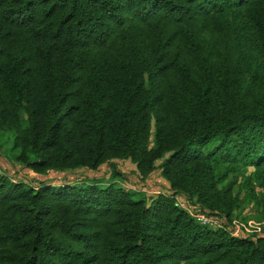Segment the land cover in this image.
<instances>
[{
	"label": "trees",
	"instance_id": "trees-1",
	"mask_svg": "<svg viewBox=\"0 0 264 264\" xmlns=\"http://www.w3.org/2000/svg\"><path fill=\"white\" fill-rule=\"evenodd\" d=\"M7 132L0 264H264V226L229 229L264 217V0H0ZM118 160L158 170L169 193L36 183L14 166Z\"/></svg>",
	"mask_w": 264,
	"mask_h": 264
},
{
	"label": "rangeland",
	"instance_id": "rangeland-1",
	"mask_svg": "<svg viewBox=\"0 0 264 264\" xmlns=\"http://www.w3.org/2000/svg\"><path fill=\"white\" fill-rule=\"evenodd\" d=\"M12 139L13 134L11 132L4 133L0 135V159L6 157L8 160L13 161V156L16 152L15 149L12 148ZM19 168V172L21 174H25L28 177L33 178V181L38 182H49V183H60L63 181H67L71 184L75 183H89L91 181H95L99 185L102 183H108L110 181H117L121 184L125 189L136 192L135 198H140L143 196H153L159 192L169 193V188L166 186L165 180L160 175L159 171H155L152 175L146 178H141L135 171L134 165L129 161H113L112 164H104L98 170H87L86 168H78L70 171H53L50 170L46 174H36L33 172L24 169L21 165H14ZM116 169L117 174L112 177L113 169ZM11 170H13L11 168ZM180 201V200H179ZM180 203H183L180 201ZM248 214H254V209L251 204H247L243 212L242 216H246ZM239 219V218H238ZM241 221H252L257 223L258 227H260V231L264 226V217L261 219L246 218L240 219Z\"/></svg>",
	"mask_w": 264,
	"mask_h": 264
},
{
	"label": "built area",
	"instance_id": "built-area-1",
	"mask_svg": "<svg viewBox=\"0 0 264 264\" xmlns=\"http://www.w3.org/2000/svg\"><path fill=\"white\" fill-rule=\"evenodd\" d=\"M180 203L184 208L190 210L191 215L196 219L199 224L209 225L213 228L223 227L225 220L222 216L213 213H206L202 210L194 207L193 205L188 204L187 202L181 201ZM229 229L233 235L242 234L244 232H260V227L257 223L252 221H241L238 218H234L230 225Z\"/></svg>",
	"mask_w": 264,
	"mask_h": 264
},
{
	"label": "crops",
	"instance_id": "crops-1",
	"mask_svg": "<svg viewBox=\"0 0 264 264\" xmlns=\"http://www.w3.org/2000/svg\"><path fill=\"white\" fill-rule=\"evenodd\" d=\"M18 169V168H17ZM167 186V185H166Z\"/></svg>",
	"mask_w": 264,
	"mask_h": 264
}]
</instances>
